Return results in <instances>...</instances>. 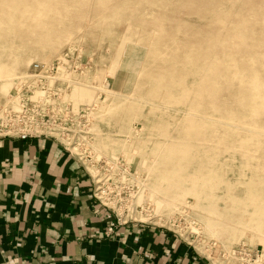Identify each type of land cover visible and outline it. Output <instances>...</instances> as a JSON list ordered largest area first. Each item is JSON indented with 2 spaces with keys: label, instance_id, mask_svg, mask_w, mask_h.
<instances>
[{
  "label": "rangeland",
  "instance_id": "1",
  "mask_svg": "<svg viewBox=\"0 0 264 264\" xmlns=\"http://www.w3.org/2000/svg\"><path fill=\"white\" fill-rule=\"evenodd\" d=\"M127 1L0 0V62L24 60L0 110L46 65L41 83L85 108L74 160L92 195L104 178L113 223L166 229L208 264H264V0Z\"/></svg>",
  "mask_w": 264,
  "mask_h": 264
},
{
  "label": "crops",
  "instance_id": "2",
  "mask_svg": "<svg viewBox=\"0 0 264 264\" xmlns=\"http://www.w3.org/2000/svg\"><path fill=\"white\" fill-rule=\"evenodd\" d=\"M112 221L56 141L0 139V264H208L166 229Z\"/></svg>",
  "mask_w": 264,
  "mask_h": 264
},
{
  "label": "built area",
  "instance_id": "3",
  "mask_svg": "<svg viewBox=\"0 0 264 264\" xmlns=\"http://www.w3.org/2000/svg\"><path fill=\"white\" fill-rule=\"evenodd\" d=\"M43 67L39 63H35L33 68L39 70V73L31 74L34 80H38L42 90L38 88L33 90L30 85L18 84L14 88L16 93L10 96L17 109L11 114L6 109L0 110V127L1 125L8 126L3 129L7 131L0 135V139H28L33 138L32 136L40 137L39 135L30 134L31 132H49L64 142L61 145L70 157L79 160L82 155L84 156L79 146L88 145L91 139V135L84 136L81 133L88 126L85 108L77 110L71 105L63 106L61 104L62 97L56 91L41 83L44 78V75H42ZM68 128H73L74 131H66ZM41 136L47 137L46 135ZM64 144L69 145L70 148H67ZM72 153L78 157H74ZM95 178L96 183L99 185L96 186L93 196L97 199V195L100 199L102 195L100 189L103 191L104 178L99 177L98 174L95 175ZM118 224H120L118 220L112 222L108 228L109 231L113 230V227Z\"/></svg>",
  "mask_w": 264,
  "mask_h": 264
},
{
  "label": "bare ground",
  "instance_id": "4",
  "mask_svg": "<svg viewBox=\"0 0 264 264\" xmlns=\"http://www.w3.org/2000/svg\"><path fill=\"white\" fill-rule=\"evenodd\" d=\"M126 1V0H125ZM18 2L19 3H21L22 2V0H18ZM127 2H130V0H128ZM30 7V8H29ZM29 7H27V6H25V8H24V10L25 11H31V10H33V11H35V13H40V8H39V2H36V1H34V5H31V6H29ZM42 12V11H41ZM50 12H52V11H50ZM114 13V12H113ZM116 13V12H115ZM50 14V13H49ZM49 14L48 15H46V16H49ZM40 15V14H39ZM115 15V14H114ZM43 16H44V14H43ZM220 15L219 14H217L215 11H211V17H214V18H216V19H221L220 17H219ZM3 19V18H2ZM2 19H1V21H2ZM5 20H7L6 18H5ZM46 36V35H45ZM56 51V49H53V48H50V47H40V48H37V49H30V51L29 52H35V53H37V54H42V55H50V54H53L54 52ZM6 53V52H5ZM7 55V54H6ZM11 62V61H10ZM28 62V61H27ZM14 63H15V65H11L10 66V63H1L0 62V85H1V89H0V93L1 94H3L4 92H5V88H4V86H6L9 82H10V80L12 79V78H15L16 76H17V74H15V72L17 71L16 69H17V67L16 66H18V65H22L23 63H24V60L23 59H16L15 61H14ZM12 66H13V68H12ZM22 67V66H21ZM20 67V68H21ZM48 67L45 65L42 69H43V71H45L46 69H47ZM19 70V69H18ZM42 71V72H43ZM60 71H62V70H60V68H58V72H60ZM31 77H32V75L31 74H29ZM18 76H20V75H18ZM18 76L16 77V78H18ZM252 82V86H253V89L256 91L257 90V88L259 87V83L258 82H256V81H251ZM256 95V94H255ZM58 130H62V129H58ZM66 130V129H65ZM66 131H74V129L73 128H68ZM82 134L84 133L83 131L81 132ZM63 134H65V133H63Z\"/></svg>",
  "mask_w": 264,
  "mask_h": 264
}]
</instances>
